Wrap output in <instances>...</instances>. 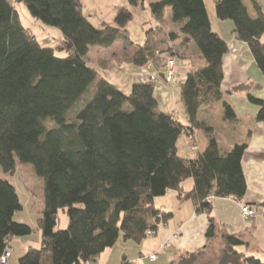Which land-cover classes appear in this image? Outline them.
I'll return each instance as SVG.
<instances>
[{"label":"trees","instance_id":"obj_1","mask_svg":"<svg viewBox=\"0 0 264 264\" xmlns=\"http://www.w3.org/2000/svg\"><path fill=\"white\" fill-rule=\"evenodd\" d=\"M127 2L145 8L146 0ZM16 4H23L43 25L57 28L61 43L41 46L22 25ZM166 8L171 23L179 24L177 32L167 35L169 41L186 37L196 50L195 55L180 56L189 62L180 84L187 125L159 110L153 86L134 82L125 94L86 63L92 48L108 49L117 41L124 48L133 45L126 30L133 13L127 7H116L112 25L97 28L83 15L81 0H0V174L11 176L17 161L28 163L43 184L35 226L39 245L29 246L18 264H85L119 239L139 244L148 231L156 233L172 217L153 206L155 198L169 191L190 201L197 213L209 211L213 198L240 202L245 196L241 159L247 143L222 152L212 129L198 117L202 105L218 103L224 121L237 120L221 90L227 44L212 31L204 0L148 1L151 17L159 23ZM214 13L218 20L233 23V34L248 45L264 75V13L259 2L216 0ZM153 29L146 30L137 45L132 57L136 68L168 51L164 45L157 47L164 39L156 38ZM242 89L235 86L230 93ZM247 98L258 107L255 121L264 122V99L249 93ZM77 104L81 107L75 111ZM46 120L54 126L48 128ZM193 129L207 133L206 147L194 159L181 158L176 143ZM187 181L191 187L185 191ZM21 208L15 188L0 177V256L12 239L34 230L13 221ZM59 210L67 215L65 229L56 228ZM214 236L210 219L206 238ZM253 250L259 247L250 231L226 235L220 251L204 255L199 264H264L248 254ZM200 255L182 253L168 264H197Z\"/></svg>","mask_w":264,"mask_h":264},{"label":"crops","instance_id":"obj_2","mask_svg":"<svg viewBox=\"0 0 264 264\" xmlns=\"http://www.w3.org/2000/svg\"><path fill=\"white\" fill-rule=\"evenodd\" d=\"M257 1L264 13L263 0ZM215 2L216 0H212L211 5L208 0H204L212 31L227 44L228 51L222 60V82H226L227 78H229L230 83H227L226 87L221 90L223 99L233 106L237 120L232 123L224 121L222 119V111L219 110L216 125L218 128H224L225 137H220L218 134L214 135L222 152L228 151L234 144L247 143L241 159V168L246 184L245 196L240 202L232 198H213L210 200L211 208L209 211L197 213L190 201L178 199L175 192L169 191L166 194L168 198L166 207L160 206L161 208L158 207V209L164 212H171L172 217L163 227L158 228L151 242L142 241L139 244L133 242V244H128L131 241L119 239L113 247L106 249L96 261L90 262V264H123V260L128 264H156L158 261L157 255L160 254L163 255L166 261L163 264H168L171 261L178 260L182 253L187 252H201L200 257H203L209 251H213L214 247L212 246L214 243L217 242L220 247L223 244L224 236L245 231L251 232L259 247V250H253L251 253L248 252V254L254 255L264 262V213L262 212L264 210V122L255 121L258 107L251 104L247 98L248 93L255 96L254 91L261 89L262 92H255V97L264 99V75L258 70L248 45L238 40L233 34V23L219 22L215 17L213 8V3L215 4ZM245 6L251 17H254L251 3L246 1ZM157 23L159 25L157 29L160 32L167 31L165 33L166 36L172 31L177 32L179 28V24L176 27V25L171 23V11L169 8L168 11L166 9L164 11L163 23ZM187 39L186 37H179L178 40H185L188 43L189 39ZM176 41L173 43H176ZM137 45H135V48H137ZM116 46L123 47V44L121 41H117L108 49L112 50ZM131 46L134 47V45ZM112 55L114 54L112 53ZM226 57H230L233 61L229 75L224 63ZM222 82L221 85H223ZM239 85L243 86L242 90L230 93L232 88ZM170 108H172L170 105H166L163 110H169ZM174 110L172 112L174 118L187 125L185 112L179 119V111L177 109ZM200 120H204L212 130L214 129L208 114H206V118L201 117ZM216 125H214L215 129ZM190 134L193 136L192 141L188 139V136H181L176 143L177 154L184 159H194L198 151L203 150L207 144L206 139L198 137V129H193ZM183 187L187 191L190 189L191 183ZM242 204L253 207L256 210V216L251 219H243L240 212ZM210 219L215 224V236L207 239L206 230ZM39 238L40 234L34 241L31 238L22 237L12 239L9 243L12 255L7 264H18V259L29 246L39 245ZM166 243L169 246H165ZM239 250L244 251V248H239ZM153 254H156L155 260H147L148 262L146 263V258Z\"/></svg>","mask_w":264,"mask_h":264},{"label":"rangeland","instance_id":"obj_3","mask_svg":"<svg viewBox=\"0 0 264 264\" xmlns=\"http://www.w3.org/2000/svg\"><path fill=\"white\" fill-rule=\"evenodd\" d=\"M148 1L152 0H146L144 5L145 8H139L138 6H131L127 2V0H81L83 15L90 21L93 26L97 28H100L102 24L110 25L113 22L115 9L118 6H125L133 13V19L127 24L126 30L129 33V38L133 42L134 47L128 46L129 48H124V46H116V48L114 47V49L112 50L92 48L89 50L88 55L85 57V61L89 66L96 68L100 73H102V75H104L107 80L114 83L121 92L128 94L131 90L132 83L142 82V80H140V77L136 74L138 68L134 67L132 64V57L138 48L137 46V48H135V45L141 44L144 41V33L146 30H148L150 27L154 28L153 32H156V38L164 39V44L158 43L157 47L164 45L166 49H171L173 54L175 55L173 56L176 58V76L173 79L174 87L172 88V90L169 89L166 83L161 81L153 85V95L157 100V106L160 111H166L165 113L172 114V112L175 111L174 109H177L179 111L178 118L180 119V116H183L184 112L180 98V84L185 79L186 70L188 68V61L179 57L183 54L195 55L196 50L190 40L188 41V43H186L185 40H177L176 43H173L170 42L169 37L166 36L165 33L167 31H157V27L159 25L155 20L152 19L150 15L148 9ZM208 1L212 5V0ZM16 10L19 13V18L22 25L28 29L30 34L35 36L41 46L55 47L61 43L62 35L57 28L43 25L40 21H37L36 19L32 18L23 4H16ZM166 11H168V8H166ZM219 22L228 24L231 23V21L229 20H219ZM115 49L116 51H114ZM112 53L114 55H112ZM57 54L63 56V54L61 53ZM224 63L226 65V70L229 75L230 69L233 65V61L230 57H226V59H224ZM142 83L147 84L144 81ZM227 83H230L229 78H227L226 82H222L223 85H221V89L225 88ZM255 92L260 93L262 91L261 89H256L254 91V95L256 96ZM166 105H170L172 108H170L169 110H163ZM80 107L81 105L77 104L75 105L74 110L76 111V108L80 109ZM219 108L220 107L218 103L214 105H202L199 108L200 111L198 113V117L206 118V114H208L212 121L211 123L213 124V133L215 135H220V137H225L224 128H218L216 125L218 112L220 110ZM45 125L48 128H52L54 126V124L50 120H46ZM214 125H216V129ZM198 137L204 140L208 139L207 133L201 129L198 130ZM0 177H4L5 179H7V181L15 188V191L22 207L21 210L17 211L13 216V221L19 224H26L34 229V231H32L29 236H25L22 238H31V240L34 241L35 238L39 236V233L36 230L35 226L36 219L39 217V213L42 210L43 206V184L41 178L35 173L34 168L31 164L21 163L18 161L16 170L13 175H1ZM189 183L190 181H187L184 186H187ZM167 200L168 198L166 195L162 197H157L153 201V206L156 209H158V207H166ZM58 219L59 222L56 228L65 229L67 226L66 213L59 210ZM153 238L154 237H147L143 241L151 242ZM128 244L133 243L129 242ZM216 245L217 242L214 243V245L212 246L214 247L213 251H209L205 255V258L207 257V255L211 254V252L216 251V253H218L220 251L221 246L219 247L218 245ZM37 246L38 245L34 247ZM157 256L158 261L156 262V264L166 263L165 258L162 254ZM205 258L200 257L201 260L197 261V264L201 263ZM147 260H149V257L146 258V263L148 262Z\"/></svg>","mask_w":264,"mask_h":264},{"label":"built area","instance_id":"obj_4","mask_svg":"<svg viewBox=\"0 0 264 264\" xmlns=\"http://www.w3.org/2000/svg\"><path fill=\"white\" fill-rule=\"evenodd\" d=\"M171 49L168 51L160 52L156 54L155 61H149L145 65L138 68L137 76L140 77L142 82L149 84H157L161 81L166 83L170 90L174 87L173 79L176 76V58L173 56ZM189 140H193V136L190 134L188 136ZM240 212L243 219H251L256 216V210L250 205L242 204L240 207ZM264 213V210H262ZM163 227L161 225L159 228ZM155 232L148 231L146 233L147 237L155 236ZM165 246H169L168 243ZM12 255L11 246L8 244L0 256V264H7ZM156 254L149 256V260H155ZM85 264H90L86 262Z\"/></svg>","mask_w":264,"mask_h":264},{"label":"water","instance_id":"obj_5","mask_svg":"<svg viewBox=\"0 0 264 264\" xmlns=\"http://www.w3.org/2000/svg\"><path fill=\"white\" fill-rule=\"evenodd\" d=\"M145 85H147V86H153V84H148V83H147V84H145Z\"/></svg>","mask_w":264,"mask_h":264}]
</instances>
